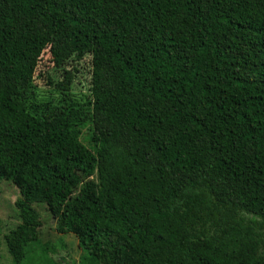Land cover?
Segmentation results:
<instances>
[{"label":"trees","instance_id":"16d2710c","mask_svg":"<svg viewBox=\"0 0 264 264\" xmlns=\"http://www.w3.org/2000/svg\"><path fill=\"white\" fill-rule=\"evenodd\" d=\"M48 47L85 105L30 104ZM2 181L12 264H58L39 204L80 264H264V0H0Z\"/></svg>","mask_w":264,"mask_h":264},{"label":"rangeland","instance_id":"374dc122","mask_svg":"<svg viewBox=\"0 0 264 264\" xmlns=\"http://www.w3.org/2000/svg\"><path fill=\"white\" fill-rule=\"evenodd\" d=\"M65 56L62 50L46 48L40 55L38 69L34 84L35 93L30 100L31 105H40L37 114L46 108H52L57 105L77 102L85 105L90 100L89 83L91 75L90 59L85 58L79 66H76L77 72L74 78V84L71 90L61 91L54 87L48 81V76L56 81L61 80L62 75L55 67ZM67 70H73L72 67H66ZM42 73V76L39 74ZM80 141L90 148V131L88 126L81 129ZM19 197L17 188L9 181L0 183V264H12L7 254L4 243V236L13 230L20 222L18 210L14 205ZM34 208L40 215V241L47 248L54 249L49 251V256L58 264H80L81 250L77 246V241L72 235H60L54 230V220H52L46 206L43 204L34 205ZM53 264V263H52Z\"/></svg>","mask_w":264,"mask_h":264}]
</instances>
